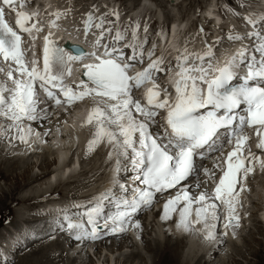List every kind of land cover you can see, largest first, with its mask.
I'll return each instance as SVG.
<instances>
[{"label": "snow or ice", "instance_id": "6c2138e0", "mask_svg": "<svg viewBox=\"0 0 264 264\" xmlns=\"http://www.w3.org/2000/svg\"><path fill=\"white\" fill-rule=\"evenodd\" d=\"M19 3L20 0H0V74H4L0 77V119L9 122L6 126L0 123V136L14 131L13 139L29 146L31 137L39 139L40 134L35 133L26 122L47 118V109L40 106V91L57 106L62 103L72 105L91 97L95 105L86 123H95L87 153L93 152L102 142L111 146L108 158L112 160L115 157L112 183L119 187L122 194L129 192L127 186L117 179L123 162L131 164L135 171L134 180L139 182L130 196L117 198L109 188L95 197L90 206L76 205L84 211L77 215L64 212L53 221L55 227L67 231L77 241L100 239L104 229L110 234L125 232L133 214L142 207L152 205L157 193L182 185L201 170L214 180L216 169L221 175L212 193L201 191L198 196H193L188 187L183 186L164 204V218L176 212L177 206L183 202L177 227L188 231L193 224H202L205 238L212 240L220 219L218 207L222 205L227 213L224 227L238 226L236 212L240 193L245 190L244 180L253 171V167L246 166L245 161L251 164L257 160L264 168V161H260L251 150L246 152L249 136L245 133L246 128H255L259 137L256 146L264 150V83L257 82H264V34L249 32L247 36L257 41L253 50L250 52L242 47L219 67L213 65L215 53L211 46L204 54L195 55V59L200 61L198 65L187 66L194 54H179L176 57L179 71L174 86L175 99L170 102L167 95L161 98V93L156 90L159 86L155 73L163 70L160 67L163 60H152L153 51L148 52L151 62L146 68L135 75L128 74L133 64L125 62L123 49L116 46L126 38L127 29L116 31L113 45L104 44L102 55L85 53L77 45L63 47L51 38L53 33L49 32L43 38L42 67L37 60H33L29 68L25 59L28 50L22 47V36L4 19L5 9L15 11ZM15 14L20 32L31 34L33 30L37 33L42 31L37 23L27 26L35 13L16 11ZM65 14L59 11L53 13L55 19L49 22V26L58 27L56 21ZM112 15L118 19V14ZM246 19L253 28L256 27L258 21L251 17ZM105 23H111L105 16L97 17L93 12L86 14L85 36L93 28L101 30L94 41L97 47L101 46L105 33H111V28L104 29ZM138 30L139 24L131 29V41L125 47L131 49L128 61L143 63L146 41L139 40ZM144 31L147 32V28ZM229 39L239 41L244 37L234 34ZM88 57H93L95 62L82 63ZM76 63H81L84 69L82 75L87 79H81L74 89L65 85L64 80L72 74ZM242 66L247 71L239 77L237 70ZM237 79L240 83L235 85L233 81ZM148 82L152 87L145 93L147 103L141 104L133 99L132 92ZM54 89L59 91L63 100ZM160 110H166L165 126L162 134H154L150 131V124L155 123ZM133 112L137 115L134 116ZM227 145L231 146V150L225 153ZM213 157V169L203 168L198 163ZM109 200L115 210L111 215H105L104 203ZM193 204L198 205L195 221L190 219ZM134 226L139 227L138 224Z\"/></svg>", "mask_w": 264, "mask_h": 264}, {"label": "bare ground", "instance_id": "6f19581e", "mask_svg": "<svg viewBox=\"0 0 264 264\" xmlns=\"http://www.w3.org/2000/svg\"><path fill=\"white\" fill-rule=\"evenodd\" d=\"M249 2L255 3L254 0H249ZM210 5L212 6V4H210ZM135 8H137V7H135ZM135 8L131 9V10H135ZM246 15H247V17H251L253 20L259 21L261 18L264 17V7L263 8H257L256 10H253V11H252V9H248L246 11ZM153 23L156 24L157 20H154ZM180 23H183V25H185V21L183 22V20H181L180 22H178L176 24L177 27H179ZM243 23H244L243 25L249 24L248 21H246V20H244ZM263 23H264L263 21L260 22L259 24L257 23L255 28H253V25H251V24L249 25V27L252 28L254 31H258L259 29H263V32H264ZM185 26H187V25H185ZM118 27H119V25H118ZM117 30L122 31L123 29L117 28ZM243 37H244L243 40H249L250 39L247 35H243ZM175 43H177L176 40H175ZM193 44H195V43L193 42ZM198 47L200 50L203 49V47L200 44H198ZM247 48L250 50L252 49V47L250 45ZM77 77L78 76L76 75V73L72 74V79L76 80ZM49 119H50L49 115L47 114V118L44 120H49ZM78 135H80V134H73L72 132H68L67 136H69V137H68V139H66L67 140L66 145L62 146V147L59 146L60 145L59 142H54L55 140H51V138H47V136H46L44 145H40V143H39V141H37V139L35 141L30 140V146H29V144H27L25 146H20V149H11V150L8 149V152H6V153L4 151L5 146H3L0 142V161L2 163H4L5 161H8V163L10 165V170L12 169V173L17 172V170L21 171L23 169V172H21L19 174L16 173V174L20 175V177H26L27 176V178H32L35 181L38 179L39 180H45L44 183L46 184V186L43 189L42 188L39 189L37 186H35L36 185L35 184L30 188L31 190L29 193H27L28 195L26 194V196H23V198L31 197V195H32V197L28 199V200H31L39 193H41V194H39L41 196L42 194H44L46 192H50L55 187H58L61 183L66 182V180L68 178V177L64 176L66 171H69L70 174H72V176L74 175L75 172H77L75 170H72L69 167L68 163L70 161V158L67 156V154L69 153L70 150L74 149V146L77 147L76 144L78 143V140H79ZM61 137H63V136H61ZM63 140H65V139L63 138ZM36 150L37 151L42 150V151H40L41 152V156H40L41 157V162H40L41 165L40 166L37 165L39 170H41L44 165L50 164V161H52L50 159V155L53 154V161H54L55 166L52 168L51 176L48 177V179H46L47 177L43 178V176L45 174L41 177H38L39 174L35 173L36 171L33 172V168H34V166H36V163L33 162V159H35L36 155L33 153H36ZM39 151L37 153H39ZM109 151H111V150H109V148H107L103 145L99 151L89 154L87 157H90L89 159H92L93 162L91 163L90 166L87 164L88 166L85 167V171L92 172V171H95L98 167H100V168H102V170L105 173L106 168H109V162H110V160L108 158ZM30 157H33L32 160L30 159ZM13 158H16V159L14 161L7 160V159H13ZM66 166H68V169H66ZM83 173H84V171H83ZM80 175L81 174H79V180L75 183V185H72L73 187L70 188L68 191L78 190V188H87L88 189L89 188L88 186L90 184H93L92 187H95V188L97 186H100L101 184H103V182H99L98 184H95L92 179L89 182H87L85 178H80L81 177ZM259 175H261V173L255 174L252 178L255 180L256 177H258ZM101 177H102V175H101ZM101 180H104V179H101ZM72 181H70V182H72ZM188 181H190V180H188ZM188 181H186V182H188ZM260 182L261 183H259V184L256 182V186L260 190H263L264 189V178H262ZM105 184H107V183H105ZM203 188H204L203 185L200 186V188L196 192L200 193V191ZM14 190L15 189H12L10 191V193L5 194L4 197H8L10 195H13ZM251 190H253V186L251 187ZM72 194H74V193H72ZM165 194H167V193H165ZM167 200H168V198L166 196L160 198L157 209L154 210L152 213V217H158L159 218L158 220L160 221V223L164 224L166 229L164 230V233L162 232L163 229L160 230L161 234H163L161 237L159 234H157V232L153 228V224H151V228H149V229H150V231H154L155 235L151 236V234L148 233V230H147L146 234L142 233V235H141L142 237H145L148 234H149V237L151 236L150 238H148L149 241L146 242V244L143 246V248L146 249V251H148L149 253H152L153 257L161 255L163 253H166L164 255V257L162 258V261L168 255L170 258L169 262L171 264H177V261L180 262L181 264L182 263L183 264H211L212 263L211 260L214 256H218L217 261L219 262V264H225L226 263L225 259H228L229 255L231 254V252L230 253H228V252L224 253L223 252V255H220V253H219L220 251H222V246L225 243V241H222V243L216 244L217 238L221 239V237L216 236V234H215L214 239H212V240L206 239L205 238L206 233H205V231L202 230L203 229L202 224H193L192 227L190 228V230H188V231H185L183 228H178L177 224L179 223V210L183 207V203H181L177 206L176 212L171 213L169 215V217L167 219H165L164 218V204L167 202ZM25 201H27V200H25ZM50 206L54 207L55 204L53 202H51ZM197 206L195 204H193L192 214L190 216L191 218H193L195 216V208ZM13 218H16V216L14 215ZM152 220H155V219H152ZM16 222L17 221H14L12 223V224H14L13 226H15V228L18 227V225L15 224ZM156 222H157V220H156ZM156 222L154 221V224ZM146 223H147V221H146ZM161 226L163 227V225H161ZM158 227H160V226H158ZM145 228H148V227L146 226ZM43 229L45 230V228H43ZM2 230L6 231V229H4V228ZM19 230L25 231V235L23 234L24 237H22L24 239L30 233L29 230H27L25 228L24 229L20 228ZM254 230H256V231L260 230V234L262 231L263 235H264V224L261 220L257 219V224H255L251 229H249L248 233L251 231H254ZM53 231L55 232V230H53ZM8 232H9V233H7L8 239L10 242L14 243V244H12L13 246L17 245V244L21 243V241H23L21 239V236L19 238V237L15 236V234H13L11 231H8ZM238 232H241V231H238ZM1 233H0V237L2 236ZM14 233H15V231H14ZM134 233H135V231H134ZM158 233H159V231H158ZM203 234H204V239L202 236ZM238 235L240 237V235H242V234L239 233ZM174 237L178 240L184 239V244H189V246L187 248H185V251H187V255L184 256V253H183L181 248L179 251V248H178L179 245L178 244L176 245L174 242H172V240H173L172 238H174ZM248 237L253 238V235H251V233H250V236L249 235L245 236V234L242 235V244L244 243L246 245L247 244L250 245V240L248 239ZM134 239H135V236H133V235L126 236L121 240L119 239V241L116 243L110 242L108 244H106V243L101 244V242H100L99 247L102 246V247L108 248L110 250V248H113V246L116 245L118 247L117 249L120 251L121 249L123 250L124 247H127V248L133 247V246L135 247L137 245L135 240L137 241V239H135V240ZM152 241H153V243H152ZM180 241H182V240H180ZM238 242H240V241L238 240ZM257 242L262 244L261 241L260 242L257 241ZM162 244L167 245L165 247L166 249L162 248ZM228 244H232V249H233L232 251L239 253V254H242L241 253V250H242L241 247H237L238 244H236L235 241H231ZM53 245L56 247H62V242L55 241L53 243ZM66 248H68V246H64L62 249L65 250ZM94 248H96V250H94V252L99 251V249H97V246H95ZM169 249H171V250L168 251ZM82 250H85V252H87V249L85 248V246H81L80 248H77V249H76V247L74 249L72 247H70V249L67 251V254H66V258L69 261L67 264H80V263H77L76 260L78 258L77 255L80 254V252ZM242 257H244V256L242 255ZM135 258H138V259H140V261L147 264V261H146L145 257L143 256L140 248H139V250L131 249L129 252L127 251V258L124 260H121L118 256L114 258L111 255H108V260L114 259L113 264H117V262L119 260H120L121 264H129V263L133 264V262H135L134 261ZM100 259L98 258L99 262H100ZM22 260H24L23 264L30 263V262H31V264H32V262H33V264H57L59 258L56 261L50 259L48 257V255L46 254V247L42 246L36 250H32L31 252H29V254L25 255L24 259H22ZM103 260L106 261L107 258L104 257V259H102V262H103ZM19 262H20V260H19ZM14 263L16 264V262H14ZM89 263L94 264L95 262L90 261Z\"/></svg>", "mask_w": 264, "mask_h": 264}, {"label": "rangeland", "instance_id": "374dc122", "mask_svg": "<svg viewBox=\"0 0 264 264\" xmlns=\"http://www.w3.org/2000/svg\"><path fill=\"white\" fill-rule=\"evenodd\" d=\"M70 1H71L73 8L75 10L74 14H77V15L82 14L86 10L91 9V8L96 9L100 5L106 6V4L110 2V0H70ZM147 1L153 6V10H154V11H151V14H149L147 16L148 25L151 29L154 28V24H151V22L153 23L154 19L162 21V25L166 26L174 17L177 19L182 18V20L185 19V25L191 26V29L194 30V22H195L194 18L196 16L195 15L196 9L201 8L202 10H204L208 7L209 4H211V2H213V5H212L213 7H215L214 4H216L219 7V9H221L223 4H226L225 0H147ZM119 2L121 3V8L130 10V9H134L135 7H138L139 3H142L143 0H119ZM233 16H234L235 20L238 21V19L236 17V16H238V14L233 15ZM231 21H233V20L231 19ZM207 22H208V20H207ZM40 151H42V150H40ZM40 151L37 154L33 153L36 155L35 159H33V162L36 163V166H34V168H33V172L36 171L35 173L39 174L38 177H41L45 174L43 176V178L47 177L46 179H48V177L51 176L52 168L55 166L54 161H53V154L50 155V159L52 160V161H50V164L44 165L43 168L41 170H39L37 165H39V166L41 165V163H40L41 162V157H40L41 152ZM32 158L33 157H30L31 160H32ZM89 158L90 157H88L86 159L87 162H84V163H86V165H84L85 167L87 166V164L90 165L93 162L92 159H89ZM15 159L16 158L7 159V160L14 161ZM88 159H89V162H88ZM0 164H1L0 165V225H2L4 222H6V221H4L6 219L4 217H6L7 215L12 217L13 212L16 213V211H18L19 208L22 210H29V208L31 209V207L35 205L34 199L36 197L40 196L39 194H41V193L37 194L31 200H28V199L31 198L32 195H31V197L23 198V196H26V194L30 192V190H31L30 188L33 185L36 184L35 186H37L39 189H41V188L43 189L46 186V184L44 183L45 180H39L38 179L35 181L32 178H27V176L26 177H20V175L16 174V173L19 174V173L23 172V169L21 171L17 170V172L12 173V169L10 170V165H9L8 161H5L4 163H2L0 161ZM68 165H70V163ZM65 176L68 177L67 179L69 182L66 181L65 183H61L58 187H55L52 191H59V190L62 191L64 189L66 191L67 190L66 188H72L73 187L72 185H75L76 182H74V181L77 178H75L72 175H65ZM262 178H264V171L261 172V175L256 177L255 183L256 182L258 184L261 183L260 181ZM70 181H72V182H70ZM12 189H15L14 193L12 192L13 195H10L8 197H4V195L9 194ZM257 189H259V188H257ZM25 200H27V201H25ZM158 203H159V201H158ZM152 219H155V220H152ZM158 219H159L158 217H152L151 219L146 220L147 223L145 225L148 228H145L146 227L145 226L144 227L145 230L143 229L142 231H140L137 241L135 239L137 238L138 231H136L134 233V236H135L134 240L137 243V245L135 247L134 246L129 247V248L124 247L123 250L121 249L119 251L117 249L118 247L116 245L113 246V248H110V250L108 248H105L102 246L101 247L97 246V249H99V251L98 252L93 251L91 254H88L84 250H82L80 252V254L77 255L78 256V258L76 260L77 263L90 264L89 262L93 261V262H95L94 264H102V263L103 264H113L114 259L108 260V255H111L114 258L118 256L121 260H124L127 258V251L129 252L131 249L139 250V248H140L143 256L145 257V259L147 261V264H152V263L153 264H171L169 262L170 258L168 255L162 261V258L164 257V255L166 253H163L161 255L153 257L152 253H149L148 251H146V249L143 248V246L146 244V242L149 241L148 238L155 235L154 231H150V229H149V228H151V224H153V228L155 229L157 234H159L162 237L163 234H161L160 230L163 229L162 232L164 233V230L166 229V227L164 226L163 223H160V221ZM9 220H10V218H9ZM14 220L15 219L13 218L12 222H14ZM156 220L158 223L156 222ZM154 221L156 222L155 224H154ZM251 222H252V220H251ZM15 224H17V223H15ZM12 225H14V224H12ZM161 225H163V227ZM158 226H160V227H158ZM20 228H21L20 226H18L17 228H14L15 233L13 232V234H15V236H17L19 238L21 236V239H24L22 237H24L25 231L19 230ZM41 228L43 229V227H41V226L38 227V229H41ZM147 230H148V233L151 234V236L149 237V234H148L145 237H142L141 236L142 233L146 234ZM158 231H159V233H158ZM248 231H244L243 235L245 234V236H247V235L250 236V233H251V235H253V238L248 237V239L250 240V245L249 244L246 245L244 243L242 244V235H240V237L238 235L241 232L237 233V235H238L237 239L240 242H238L236 244H238L237 247H241V249H242L241 253L242 254H239V253L232 251L233 250L232 244H228V243L223 244L222 251L219 252L220 255H223V252L224 253L225 252H228V253L231 252L228 259H225V262H226L225 264H264V235H263V232L261 231V234H260V230L259 231L254 230V231H251L249 233H248ZM52 232L54 233L53 230H52ZM1 234H3V232ZM172 239H173L172 242H174L176 245L177 244L179 245V247H178L179 251L181 248L183 253H184V256L187 255V251H185V248H187L189 246V244H184V239H180L182 241L176 239L175 237ZM257 241H259V242L261 241L262 244L258 243ZM152 243H153V241H152ZM166 246L167 245L162 244V248H165ZM171 249H169L168 251H170ZM94 250H96V248H94ZM63 253H64V251H63ZM28 254L29 253H25V254L20 255L18 257H14L13 258L14 261L12 260L13 262L11 264H13L14 262H16V264H23L24 260H22V259H24L25 255H28ZM242 255L244 257H242ZM104 257L107 258V260L106 261L103 260V262H102V259H104ZM98 258L99 259L101 258L100 262L98 261ZM217 258H218V256H214L211 260V262H212L211 264H219V262L217 261ZM19 260H20V262L21 261L22 262L20 263ZM134 261L135 262H133V264H145L142 261H140V259H138V258H135ZM68 262L69 261L67 260V258L58 260L59 264H67ZM26 264H31V262L26 263ZM32 264H33V262H32ZM117 264H121L120 260L117 262ZM177 264H181V263L177 261Z\"/></svg>", "mask_w": 264, "mask_h": 264}]
</instances>
